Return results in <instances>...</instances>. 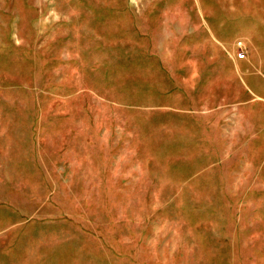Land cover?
<instances>
[{"label":"rangeland","instance_id":"rangeland-1","mask_svg":"<svg viewBox=\"0 0 264 264\" xmlns=\"http://www.w3.org/2000/svg\"><path fill=\"white\" fill-rule=\"evenodd\" d=\"M0 264H264V0H0Z\"/></svg>","mask_w":264,"mask_h":264}]
</instances>
